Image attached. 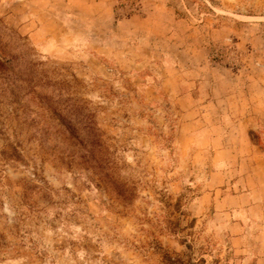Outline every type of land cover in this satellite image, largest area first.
Masks as SVG:
<instances>
[{
    "label": "rangeland",
    "instance_id": "obj_1",
    "mask_svg": "<svg viewBox=\"0 0 264 264\" xmlns=\"http://www.w3.org/2000/svg\"><path fill=\"white\" fill-rule=\"evenodd\" d=\"M259 176L264 0H0V264H264Z\"/></svg>",
    "mask_w": 264,
    "mask_h": 264
},
{
    "label": "crops",
    "instance_id": "obj_2",
    "mask_svg": "<svg viewBox=\"0 0 264 264\" xmlns=\"http://www.w3.org/2000/svg\"><path fill=\"white\" fill-rule=\"evenodd\" d=\"M243 160L246 161V159H243ZM254 186L259 191V203L261 204V206H263L264 205L263 204V198H264V181H263V176H259L258 178H256V183H255Z\"/></svg>",
    "mask_w": 264,
    "mask_h": 264
},
{
    "label": "trees",
    "instance_id": "obj_3",
    "mask_svg": "<svg viewBox=\"0 0 264 264\" xmlns=\"http://www.w3.org/2000/svg\"><path fill=\"white\" fill-rule=\"evenodd\" d=\"M165 262L167 264H178V262L176 260H174L173 258H171L169 256H165Z\"/></svg>",
    "mask_w": 264,
    "mask_h": 264
}]
</instances>
